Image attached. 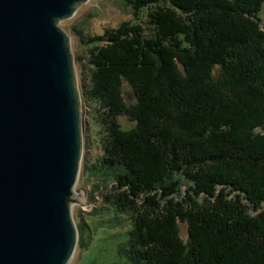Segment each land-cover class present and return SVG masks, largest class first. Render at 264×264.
Listing matches in <instances>:
<instances>
[{
	"label": "trees",
	"instance_id": "16d2710c",
	"mask_svg": "<svg viewBox=\"0 0 264 264\" xmlns=\"http://www.w3.org/2000/svg\"><path fill=\"white\" fill-rule=\"evenodd\" d=\"M125 2L82 89L92 172L140 202L130 264H264V0Z\"/></svg>",
	"mask_w": 264,
	"mask_h": 264
},
{
	"label": "water",
	"instance_id": "95a60500",
	"mask_svg": "<svg viewBox=\"0 0 264 264\" xmlns=\"http://www.w3.org/2000/svg\"><path fill=\"white\" fill-rule=\"evenodd\" d=\"M88 1L0 0V264H68L77 245L82 122L57 23Z\"/></svg>",
	"mask_w": 264,
	"mask_h": 264
},
{
	"label": "rangeland",
	"instance_id": "374dc122",
	"mask_svg": "<svg viewBox=\"0 0 264 264\" xmlns=\"http://www.w3.org/2000/svg\"><path fill=\"white\" fill-rule=\"evenodd\" d=\"M132 13L125 0H89L76 5L72 16L57 23L68 37L82 122L80 167L69 203L70 216L77 231V245L68 264H130L131 253L135 251L130 244L136 240L135 221L142 215L138 209L140 202H129L135 212H128L127 201L122 202L124 208L120 210L116 198L122 197L124 188L118 189L114 177L96 176L92 172L91 166H95L94 162L101 151L99 140L91 136L97 128L91 130V134L85 123L90 117V105L86 104L82 89L83 79L88 74V50L91 48L86 44L88 39L103 37L121 23L134 21ZM138 15L142 27L147 29L146 12ZM260 16L264 24V8ZM75 30H80L82 34L78 35ZM180 192L184 197L188 192L187 187L180 188ZM202 200L208 199L201 195L199 201ZM259 208H264V204L259 203ZM256 212L250 211L252 215H249L254 216ZM179 230L185 241L186 226L179 223Z\"/></svg>",
	"mask_w": 264,
	"mask_h": 264
},
{
	"label": "bare ground",
	"instance_id": "6f19581e",
	"mask_svg": "<svg viewBox=\"0 0 264 264\" xmlns=\"http://www.w3.org/2000/svg\"><path fill=\"white\" fill-rule=\"evenodd\" d=\"M60 21H62V20H60Z\"/></svg>",
	"mask_w": 264,
	"mask_h": 264
}]
</instances>
